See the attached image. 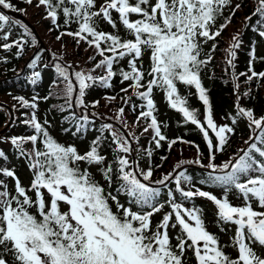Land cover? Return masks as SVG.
I'll return each instance as SVG.
<instances>
[{"label":"snow or ice","instance_id":"obj_1","mask_svg":"<svg viewBox=\"0 0 264 264\" xmlns=\"http://www.w3.org/2000/svg\"><path fill=\"white\" fill-rule=\"evenodd\" d=\"M20 2L26 7L0 0V49L15 48V56L20 57L33 47L26 64L32 70L29 79L32 84L41 79L39 66L46 50L35 47L38 38L26 23L2 11L26 15L27 7H35L42 8V19L50 21L48 31L58 32L55 39L62 43L65 54L52 52L51 60L43 64L55 72L48 95H33L31 100L13 97L20 107L31 110L23 122L33 134L0 137V143L13 146L31 174L29 183L24 184L15 167L0 165V264H264V114L257 115L254 108L242 103V98L252 97V84L264 87V70H256L257 63L264 64V54H259L253 42L247 70L237 72V50L242 46L243 32L237 30L230 35L224 64L226 70L231 69L235 96L231 124L216 122L209 90L203 84L214 61L218 38L247 0ZM254 18L256 23L252 24ZM243 26L251 27L264 43V0H255L254 10L245 16ZM14 27L21 30L16 39H12ZM64 36L72 37L77 48L83 42L86 50L94 51L87 57V62L93 64L91 69L67 61ZM125 60L127 70L117 67ZM3 61L6 57H0ZM98 69H103L104 74L94 75ZM115 76L121 78L122 84L130 81L121 91L131 89L141 102L132 105L134 113L139 109L135 125H143L139 135L127 131L126 109L120 107L116 119L125 132L112 123H102L100 134L81 153L72 144L58 142L49 130V121L38 118L39 100L62 97L64 104L57 106L58 110H72L64 119L71 121L75 127L72 134L76 135L91 122L89 107L99 105L98 100L89 104L88 90L96 83L112 87ZM181 86L187 89L186 94L179 91ZM245 87L247 90L241 91ZM192 88L203 111L190 104ZM158 91L170 109L182 114L184 125L191 124L202 134L208 163H202L204 156L197 145L194 160H180L172 171L153 179L155 170L161 167L153 162L156 149L165 143L169 150L177 143H193L181 136L169 139L168 125L159 119L155 100ZM122 100L127 105L132 97ZM76 109L83 114L78 115ZM91 116L101 114L92 112ZM240 121L246 122L253 135L244 141L245 147L217 164V153H224L230 146V136ZM149 133V147H140L141 137ZM109 137L111 160L103 150ZM8 159L0 149V160ZM184 164L206 169L200 184L218 186L220 195L202 190L185 171H177ZM114 184L118 185L115 192L110 190ZM162 189H167L166 198L162 197ZM121 193L127 197L126 203ZM232 194L242 200L241 205L230 201ZM196 198L214 204L220 232H226L228 225L234 226L228 241H221L218 234L209 231L206 211L194 203Z\"/></svg>","mask_w":264,"mask_h":264},{"label":"trees","instance_id":"obj_2","mask_svg":"<svg viewBox=\"0 0 264 264\" xmlns=\"http://www.w3.org/2000/svg\"><path fill=\"white\" fill-rule=\"evenodd\" d=\"M12 2L17 4V6L20 8L26 7V5L20 2V0H12ZM254 5L255 0H247L243 10L237 11L232 24L227 28L226 31L222 33V36L218 38V48L214 53V61L209 66L203 78V84L209 90L210 103L214 110V117L215 119L217 117L221 118L224 123L231 124V115H234L235 113V96L233 94L232 83L230 81L231 69L226 70L227 66L224 64V49L228 47L227 44L229 43L230 35L234 34L237 30L243 32L241 37L242 46L237 50V67L235 69L237 72L247 70L246 66L249 58L248 53L253 42L257 44V51L259 54H264V43H261V38H259L258 35L253 32L251 27L245 28L243 26L245 16L251 14V12L254 10ZM37 11L38 19H31L29 7H27V14L24 16L29 21H31L32 24H34L36 29L38 28L44 32H47L49 34L50 40L52 39V41H55L60 47L62 43L57 42L55 39L58 32L53 30L50 33L48 31V29L51 27L50 21L47 19H42L41 13L43 12V9H37ZM11 17L17 19L14 16ZM251 23H256L255 18ZM71 27L74 29L75 25H72ZM104 29L106 31H110L107 25H104ZM20 31V29L14 27L12 39H16ZM63 44L76 47L73 38L69 36L63 37ZM210 46L211 44L209 43L208 47L210 48ZM79 47L84 48L85 50L87 49V45L83 42ZM42 49L46 50L44 53H42L43 60L39 66V70L41 71L42 75L41 79L36 84L31 83L29 77L31 76L32 70L28 69L26 66L28 62L27 59L33 52V47H28L20 57L15 56V48L11 49L10 51L0 49V57H6V61L0 62V97H2L0 98V105H2V107H0V130L7 124L11 112L13 113L12 121H14L11 122L9 126L3 131H0V137L26 136L33 134V130L23 122L25 119L29 118L31 115V110L20 107L19 102L14 100L13 97L23 96L26 99L31 100L33 95L44 97L49 94V86L52 83L55 72L53 67L44 68L43 64L51 60V53L54 52V50L52 48L49 50L46 46ZM86 52H88L90 55L94 54L92 49H88ZM96 59L99 60L100 57L97 56ZM86 65L91 68L93 67V64L90 62H86ZM117 67H123L125 70H127V61H122ZM145 67H147V58H145ZM256 70H264V64L257 63ZM103 74V69H98L94 73L96 76H101ZM209 76H211L212 79H209ZM129 83L130 81H126L122 84L121 78L119 76H115L111 81L112 87L105 88L99 83L94 84L87 92V101L89 104H91L92 101L98 100L99 105L96 108L89 107L88 114L90 116L91 122L86 125L84 130L76 133V135L72 134L75 132L74 125L71 124V121L64 119V117L69 115V112L72 110L64 112L58 110L57 106L64 104V99L62 97L52 96L47 101L43 99L39 100L37 116L41 122H43L45 119L49 121V130L58 142L65 145L72 144L76 146L81 153H83L88 150L90 142L100 134L99 129L101 124L110 123L109 120L115 119L111 110H118L120 107H125L126 112L124 118L126 121L128 123H133V121H135V117L138 115L139 109H137V112L134 113L132 111V105H139L141 102L137 97L133 96L131 89H129L127 93L121 91V88H127ZM241 83H243V78H241ZM251 89L252 97L242 98L243 105L249 108H254L257 115L264 114V87L257 88L255 84H252ZM245 90H247L246 87L241 89V91ZM179 91L182 94H186L187 89L181 86ZM191 91L193 93V95L189 98L191 106L203 111L202 102L198 100L197 95L195 94V89L192 88ZM113 96L116 97L115 100L108 99V97ZM129 96L132 97V100L130 103L125 105L122 98H127ZM155 100L158 106L159 119L166 122L168 125L167 136L169 139L175 138L176 136H181L185 140L192 141L193 143L191 145L177 143L171 150L168 149V146L165 143L162 148L156 149L153 153V162L155 164H160L161 167L155 170L153 179H160L162 174L172 171L180 160H194L197 157V145L204 156L202 163L207 164L208 149L206 143L203 140L202 134L195 129V126L191 124H183L182 114H179L175 110H172L168 107L167 101L164 98L162 92H157ZM13 105H16V110H13ZM75 111L78 115L83 114L82 110L76 109ZM92 112L100 113L101 117H92ZM64 129L70 130L65 132ZM142 129L143 125L137 127L135 131L136 134L139 135L142 132ZM210 135L214 134L210 133ZM249 135H253V133H251L250 129H248L246 122H238V124L235 126L234 133L230 136V146L227 147V150L224 153H217V159L215 162L220 164L227 160L238 149L245 147L244 141L248 139ZM105 136H108V134L105 133ZM149 139L150 133L141 137L139 146L143 148L149 147ZM110 143L111 140L109 137V139L103 145L104 154L109 160L112 159V150L108 146ZM7 145L8 146L4 145V143H0V149H2L9 157L7 161L0 160V165L7 166V164L10 163L11 167H15L17 170L18 175L23 183L28 184L31 174L28 171L24 160L22 159L20 162L18 160L19 157L15 154V149L13 146L10 143H7ZM27 147L30 148L31 145L29 144ZM183 149L194 153L196 156L184 158L181 154L179 157L173 159V153L182 151ZM161 157H167V159L161 160ZM169 167H171L170 170L168 169ZM91 170L96 173L95 168ZM181 170L185 171L187 175L193 178V183H195L197 187H200L205 191H213L215 194L220 195L218 186L200 184V180L207 175V170L200 167V165L184 164L180 169H177V171ZM97 178L101 179L98 173ZM8 182L11 183L10 180ZM116 187H118V185L114 184L110 190L115 192ZM170 187L174 188L175 185L172 184ZM166 193L167 189H162V197L166 198ZM120 198L122 202H127V197L123 193L120 194ZM230 201L234 205L242 204V200L237 198L235 194L230 195ZM194 203L197 206H201L206 211L209 231L218 234L221 241H228L230 236L233 235L234 226L228 225L226 232H220L214 217V212L216 211L214 204L210 201H207L205 198H196ZM156 219L158 220L159 217H156ZM229 251H231V249H229Z\"/></svg>","mask_w":264,"mask_h":264},{"label":"rangeland","instance_id":"obj_3","mask_svg":"<svg viewBox=\"0 0 264 264\" xmlns=\"http://www.w3.org/2000/svg\"><path fill=\"white\" fill-rule=\"evenodd\" d=\"M29 11H30L31 19H38V17H37L38 11L35 7H29ZM29 23L32 27H34V24H32L31 21H29ZM37 32H38V37L43 42V47L46 46L49 50L52 48L54 50V52L57 53L58 55H64L65 54V49H64V47H62V44L59 47L55 41H52V39L50 40L49 34L47 32H44L38 28H37ZM66 46H67V61L68 62L76 61V62H78L79 68H83L85 70L91 69V67L86 65L87 57L90 54L88 52H86V50L84 48H81V47L77 48V47H72V46H68V45H66ZM76 48H77V53H76ZM0 98H2V97H0ZM111 112L113 113V116L115 119L109 120V122L114 124L117 128H119L121 132H125V128L122 127L121 124L116 119L117 110H111ZM215 120L217 123H220V124L224 123L223 120L219 117H217ZM136 129H137V126L135 125L134 121H133V123L127 122V131H136ZM125 134H127V133H125ZM134 143H135V141H133V144ZM4 145L8 146L7 143H4ZM181 154L184 158H191V157L196 156L194 153H191L188 150L183 149L182 151L174 152L173 153V159L179 157ZM168 169L170 170L171 167H169Z\"/></svg>","mask_w":264,"mask_h":264},{"label":"water","instance_id":"obj_4","mask_svg":"<svg viewBox=\"0 0 264 264\" xmlns=\"http://www.w3.org/2000/svg\"><path fill=\"white\" fill-rule=\"evenodd\" d=\"M7 13H11V14H15V12H12V11H6ZM17 16L21 17L20 14H17Z\"/></svg>","mask_w":264,"mask_h":264}]
</instances>
